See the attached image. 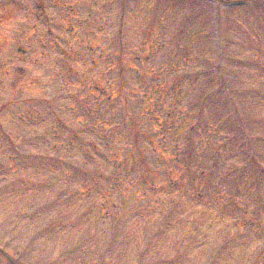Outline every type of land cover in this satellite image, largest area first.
Instances as JSON below:
<instances>
[{
    "label": "rangeland",
    "instance_id": "374dc122",
    "mask_svg": "<svg viewBox=\"0 0 264 264\" xmlns=\"http://www.w3.org/2000/svg\"><path fill=\"white\" fill-rule=\"evenodd\" d=\"M242 2L0 0V123L19 142L16 150L43 160L30 162L37 167L32 175L19 169L26 184L18 178L9 206L0 203V246L9 236L3 223L12 207L23 212L58 200L54 219L16 228L0 264H145L178 251L185 264H205L217 251L227 264L257 260L263 237L251 227L241 243L224 244L245 223L233 226L237 214L225 202L230 189L240 205H251L256 194L264 199V172L256 169H264V161L252 158L264 157V142L256 139L264 133V0ZM156 43L161 47L151 53ZM197 69L202 74L195 81L182 76ZM168 81L175 84L171 90ZM220 81L229 82L232 98L226 100L236 126L224 101L204 109L197 103ZM45 100L58 112L55 121ZM169 102L176 104L169 105L171 116ZM26 109L33 118L27 127L18 116ZM245 134L253 148L241 144ZM190 137L195 148L176 152ZM3 139L0 132V148ZM6 170L7 162L0 180ZM29 181L37 186L30 193ZM198 192L195 203L189 194ZM212 197L226 210H217ZM251 206L242 208L248 216ZM80 210L87 212L77 228L50 233L53 222L41 227L53 220L60 229L63 218L74 220ZM37 228L48 232L38 238ZM82 238L90 242L70 255Z\"/></svg>",
    "mask_w": 264,
    "mask_h": 264
},
{
    "label": "trees",
    "instance_id": "16d2710c",
    "mask_svg": "<svg viewBox=\"0 0 264 264\" xmlns=\"http://www.w3.org/2000/svg\"><path fill=\"white\" fill-rule=\"evenodd\" d=\"M251 139V138H250ZM257 156V155H256ZM255 156V157H256ZM259 157V156H258ZM260 158H262V159H264V157H260ZM262 183V180H260L259 181V183H258V185H260ZM262 186H260L259 187V190H260V188H261ZM262 188H264V187H262ZM236 199V198H235ZM235 204V203H234ZM236 205V204H235ZM235 205H233V207H235ZM247 205V204H246ZM246 205H236V207L237 208H239V209H242V208H245V206ZM257 209H258V218H259V228H260V231H261V236L263 237V239H261V249L256 253V256H255V258L257 259V260H255L254 262H253V264H264V199H262V200H259L258 201V203H257ZM242 210H245V209H242ZM246 211V210H245ZM260 212H262V215H259V213ZM244 217H247V215H246V212H243V214L241 215V217L240 216H235V220H236V222L235 223H233V226H236L237 225V223L238 224H240V222H241V226H243L242 225V222H245V219H244ZM248 219H250V222L251 221H253L254 223L256 222V220H257V215H256V213H255V216H253L252 218H248ZM248 222H249V220H248ZM255 225H256V223H255ZM239 226H236V227H234V228H238ZM243 227H245V226H243ZM185 257L184 256H182V258H180V260L179 261H177V263H175V264H182V263H186V262H184L183 261V259H184ZM215 260V264H227L226 263V261H224V260H219V257H217V258H215L214 259Z\"/></svg>",
    "mask_w": 264,
    "mask_h": 264
}]
</instances>
